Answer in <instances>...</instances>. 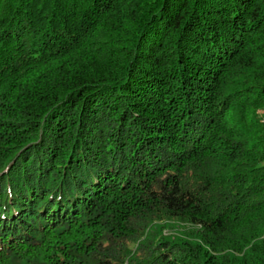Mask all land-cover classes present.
<instances>
[{"label":"trees","instance_id":"1","mask_svg":"<svg viewBox=\"0 0 264 264\" xmlns=\"http://www.w3.org/2000/svg\"><path fill=\"white\" fill-rule=\"evenodd\" d=\"M264 0H0V264H264Z\"/></svg>","mask_w":264,"mask_h":264},{"label":"rangeland","instance_id":"2","mask_svg":"<svg viewBox=\"0 0 264 264\" xmlns=\"http://www.w3.org/2000/svg\"><path fill=\"white\" fill-rule=\"evenodd\" d=\"M263 121H264V119H263Z\"/></svg>","mask_w":264,"mask_h":264}]
</instances>
